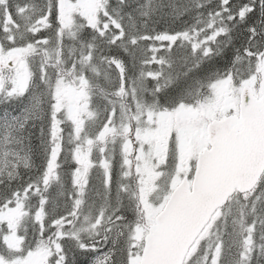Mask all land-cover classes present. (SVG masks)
I'll return each instance as SVG.
<instances>
[{
	"label": "snow or ice",
	"instance_id": "snow-or-ice-1",
	"mask_svg": "<svg viewBox=\"0 0 264 264\" xmlns=\"http://www.w3.org/2000/svg\"><path fill=\"white\" fill-rule=\"evenodd\" d=\"M0 264H264V0H0Z\"/></svg>",
	"mask_w": 264,
	"mask_h": 264
}]
</instances>
